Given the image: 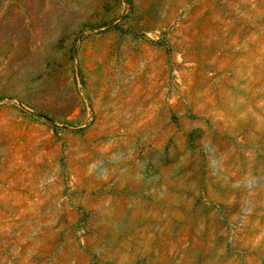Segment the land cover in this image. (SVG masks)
I'll return each mask as SVG.
<instances>
[{"label": "rangeland", "instance_id": "374dc122", "mask_svg": "<svg viewBox=\"0 0 264 264\" xmlns=\"http://www.w3.org/2000/svg\"><path fill=\"white\" fill-rule=\"evenodd\" d=\"M0 264H264V0H0Z\"/></svg>", "mask_w": 264, "mask_h": 264}]
</instances>
